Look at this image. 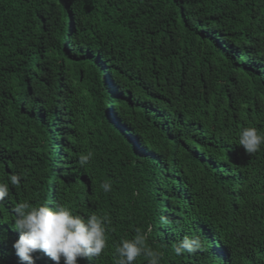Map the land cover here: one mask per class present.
Instances as JSON below:
<instances>
[{"label":"trees","instance_id":"1","mask_svg":"<svg viewBox=\"0 0 264 264\" xmlns=\"http://www.w3.org/2000/svg\"><path fill=\"white\" fill-rule=\"evenodd\" d=\"M247 127L264 135V0H0V264H22V201L107 217L78 264H116L137 230L160 264H264ZM185 236L200 247L176 255Z\"/></svg>","mask_w":264,"mask_h":264},{"label":"clouds","instance_id":"2","mask_svg":"<svg viewBox=\"0 0 264 264\" xmlns=\"http://www.w3.org/2000/svg\"><path fill=\"white\" fill-rule=\"evenodd\" d=\"M239 144L246 152L254 153L264 145V135L254 127L244 128L239 134ZM90 154L81 155L79 162L84 165ZM12 185L20 182L18 175H11ZM102 188L109 191L111 185L104 183ZM8 195V185L0 183V201ZM14 228L19 239L13 244L16 255L22 264H35L33 253L40 251L54 264H78L79 259L99 257L106 247L107 217L96 214L82 216L63 203L32 205L29 201L15 204ZM200 247L198 238L185 236L174 245V252H193ZM115 252L116 264H134L143 255L148 264H160L162 254L147 244V236L137 230L134 238L122 239Z\"/></svg>","mask_w":264,"mask_h":264}]
</instances>
